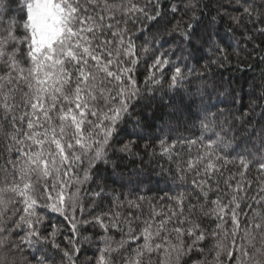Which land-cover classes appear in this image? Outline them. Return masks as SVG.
Wrapping results in <instances>:
<instances>
[{"label": "snow or ice", "instance_id": "6c2138e0", "mask_svg": "<svg viewBox=\"0 0 264 264\" xmlns=\"http://www.w3.org/2000/svg\"><path fill=\"white\" fill-rule=\"evenodd\" d=\"M207 8L0 0V264H264V70L212 102L237 36L264 64V0ZM146 157L174 195L148 196Z\"/></svg>", "mask_w": 264, "mask_h": 264}, {"label": "trees", "instance_id": "16d2710c", "mask_svg": "<svg viewBox=\"0 0 264 264\" xmlns=\"http://www.w3.org/2000/svg\"><path fill=\"white\" fill-rule=\"evenodd\" d=\"M205 2L208 4V8L205 10L206 13L210 15L216 14V5L217 0H205ZM217 27L220 29V32L223 34L227 28L230 27V21L227 19L218 20L217 21ZM243 38L240 36L236 37V40L233 41V47L228 49V53L230 55V63L226 64L223 68H216L215 66L212 67V72L215 73V76L212 77L213 79L221 82L223 84V87L218 89L219 93V101H224V103H220L217 101L216 94H213V103H218V106L220 108H223L226 112L228 108L232 107L229 103H227V100L229 99L228 93L232 89L237 90V94L241 97V102L243 105H247L249 102V93L253 91L252 85L253 84H259L260 81V74L261 71L264 70V64H260L258 59L256 58H248L247 60H243L245 57V52L240 51V49L243 47V45L237 46L236 41L242 40ZM264 37H258L256 39V43L261 44V47L264 48ZM139 43V42H138ZM251 49V44H249V50ZM259 50H257L256 53L253 54L254 57L258 56ZM210 55V54H209ZM240 56L242 58V62L238 63L237 56ZM207 59V57H206ZM211 76V73L209 74ZM142 79V77H141ZM255 91L259 92V89H255ZM177 100H179V97H177ZM166 109L158 108L157 110V117L158 119L154 120L152 122V131L156 132V130L164 124V121L168 119V117L164 114L166 113ZM213 111H216V109H213ZM257 112H259V109H257ZM169 126L173 129L169 134L172 137L179 136L183 134L184 136H188L192 133H195L198 131V122H197V128L192 129L191 133L189 131H185V128L189 125H185L183 120L179 124L175 120H169ZM146 141H141V152L143 154V144ZM235 147V145H234ZM239 151V149H237ZM233 158H235L236 153H232ZM139 163V161H137ZM4 164V160L0 159V165ZM159 164H163L164 168H168V164L164 160H152L151 163H149L147 157L145 158V167L147 170L152 171L153 175V183H152V190L148 192L149 197H160L165 194L167 195H174L177 191L175 184L172 183L171 179L169 178L168 183L166 184L163 180H157L156 176L160 173ZM229 167H232V165H229ZM167 174V173H165ZM249 176H255L256 172L255 169L249 170ZM104 175H108L107 173H104ZM109 183L111 184V180H109ZM112 187H118V185H111Z\"/></svg>", "mask_w": 264, "mask_h": 264}]
</instances>
